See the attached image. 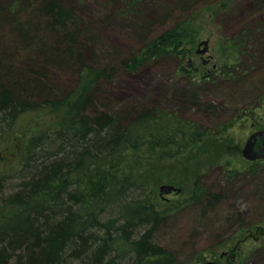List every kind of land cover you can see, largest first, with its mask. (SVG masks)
I'll list each match as a JSON object with an SVG mask.
<instances>
[{
	"label": "rangeland",
	"instance_id": "1",
	"mask_svg": "<svg viewBox=\"0 0 264 264\" xmlns=\"http://www.w3.org/2000/svg\"><path fill=\"white\" fill-rule=\"evenodd\" d=\"M63 1L99 38L96 43L80 41L88 60L94 50L97 55L104 53L100 49L103 43L109 50L117 48L120 60L102 56L100 66H114L122 59L131 63L114 67L113 74L102 75L91 86L100 106L151 108L165 115L161 120L175 117L182 131L195 126L204 134L183 153H178L180 146L175 145V155L161 161L135 159L130 163L131 172L143 179L153 200L177 211L168 224L160 226L156 241L174 251L179 261L199 253L196 264H264V233H257L258 226H264V161L244 156L249 129L230 123L241 104L245 107L253 102L256 106L264 98V5L256 0ZM26 3L0 0V38L16 52L18 64L36 55L19 47L11 20L17 17L25 27L32 21L38 23L39 35L49 39L44 20L31 14ZM174 28L181 35L179 54L153 56L156 46L172 43H163V37ZM206 39L208 51L198 54V46ZM211 56V63L204 66L203 59ZM191 61L201 69L197 71ZM36 62L47 66L42 56ZM213 63L218 64L215 72ZM227 63L233 66L231 79L225 72ZM47 70L62 88H87L92 79H82L79 71L74 73L64 65L47 66ZM256 110L257 117L264 115L263 107ZM54 117L52 112H29L20 117L12 132H0V176L6 178L5 195L17 190L21 181L16 130L26 138L33 129H53ZM225 128L233 135H205ZM166 183L182 192L161 193L160 186ZM198 184L216 195L215 203L206 208L196 201L179 208Z\"/></svg>",
	"mask_w": 264,
	"mask_h": 264
},
{
	"label": "trees",
	"instance_id": "2",
	"mask_svg": "<svg viewBox=\"0 0 264 264\" xmlns=\"http://www.w3.org/2000/svg\"><path fill=\"white\" fill-rule=\"evenodd\" d=\"M26 6L44 20L49 39L39 35L38 23L25 27L17 17L11 20L19 47L36 55L18 64L16 52L0 38V132H12L29 112H52L55 120L53 129H33L26 138L16 130L21 181L5 195L6 178L0 176V264H196L201 254L179 261L156 241L160 226L177 211L153 200L130 163L161 161L175 155V145L183 153L202 134L195 126L182 131L175 117L161 120L165 115L151 108L100 106L91 86L131 63L100 66L103 57H120L103 43L104 53L94 50L88 60L80 41L99 38L63 0H27ZM167 32L163 43H172L156 46L153 56L179 54L180 33ZM39 56L47 66L64 65L92 78L89 86L60 87L47 66L37 65ZM215 200L199 185L178 207L201 201L210 208Z\"/></svg>",
	"mask_w": 264,
	"mask_h": 264
},
{
	"label": "flooded vegetation",
	"instance_id": "3",
	"mask_svg": "<svg viewBox=\"0 0 264 264\" xmlns=\"http://www.w3.org/2000/svg\"><path fill=\"white\" fill-rule=\"evenodd\" d=\"M203 47H205L204 44L203 45H199L197 50H196V52L198 54H201V55L204 54V53L201 52ZM210 59H212V56L209 57V58H204L203 62H202L203 65L204 66H208L211 63ZM191 64L194 65V67H195V69L197 71H199L201 69V67L200 66H196L193 61H191ZM224 67L228 68L227 70H225V72L229 75L228 78L231 79L230 75L233 72V66L230 63H227V65L226 66L224 65ZM217 68H218V64L217 63H213V71L214 72L216 71ZM258 107H263L264 108V98H263V96H262L260 102L258 101V105H256V106H254L253 102L250 103L249 105L245 106V107L241 104V108H239L240 110H237V112H239L238 115H235L237 117H234L235 120H231L230 123L232 124V126H234L236 123H239V125H242V126L245 127V130L249 129V131H247L245 133V135H251V136L252 135H264V115L262 114L259 117H257V113H256L257 110L256 109ZM250 114H251V118L249 117ZM245 118H247L248 121H246ZM232 126H229L227 129H229ZM199 135H201V134L199 133ZM202 135H204V134H202ZM205 135H233V134L231 132L226 131V128H225V130L219 131V132H217V134L216 133H207ZM258 142H261V138L258 139ZM258 142H257L256 147L254 148L256 151L260 150V148L258 147L259 146ZM254 160L264 161V158H259V159H254ZM180 192H182V189H181ZM180 192H177V193H180ZM258 227H260V230L257 231V233L258 234L264 233V226L262 225V226H258ZM234 255H235V253H234ZM205 264H207V263H205Z\"/></svg>",
	"mask_w": 264,
	"mask_h": 264
},
{
	"label": "water",
	"instance_id": "4",
	"mask_svg": "<svg viewBox=\"0 0 264 264\" xmlns=\"http://www.w3.org/2000/svg\"><path fill=\"white\" fill-rule=\"evenodd\" d=\"M205 45V47L201 50L202 53H206L209 49V40H203L200 45ZM261 138V142H258V139ZM257 142L259 143V151H256L254 148L257 145ZM243 154L245 157L254 160L259 158H264V135H252L248 142L246 143V146L243 150ZM161 193H171L173 191L180 192L181 188L175 186L174 184H162L160 186ZM207 264H212L211 261H209Z\"/></svg>",
	"mask_w": 264,
	"mask_h": 264
},
{
	"label": "bare ground",
	"instance_id": "5",
	"mask_svg": "<svg viewBox=\"0 0 264 264\" xmlns=\"http://www.w3.org/2000/svg\"><path fill=\"white\" fill-rule=\"evenodd\" d=\"M189 205H191V204H189ZM186 206H188V205H186Z\"/></svg>",
	"mask_w": 264,
	"mask_h": 264
}]
</instances>
